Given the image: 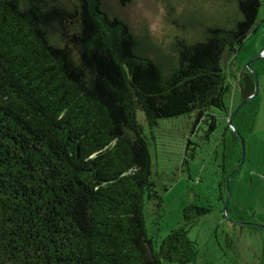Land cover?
Returning a JSON list of instances; mask_svg holds the SVG:
<instances>
[{
	"label": "trees",
	"instance_id": "1",
	"mask_svg": "<svg viewBox=\"0 0 264 264\" xmlns=\"http://www.w3.org/2000/svg\"><path fill=\"white\" fill-rule=\"evenodd\" d=\"M247 3L254 8L235 27L164 48L107 0H0V264L197 260L189 228L211 205H187L183 225L161 241L149 235L146 201L163 198L138 113L152 139L160 121L192 114L215 129L230 90L224 61L255 31L264 0H239L244 12ZM253 67L260 74L264 58ZM249 74L242 99L255 89ZM259 108L256 95L233 120L245 139ZM228 129L222 200L242 161L229 120ZM241 211L230 201L233 218Z\"/></svg>",
	"mask_w": 264,
	"mask_h": 264
},
{
	"label": "rangeland",
	"instance_id": "2",
	"mask_svg": "<svg viewBox=\"0 0 264 264\" xmlns=\"http://www.w3.org/2000/svg\"><path fill=\"white\" fill-rule=\"evenodd\" d=\"M107 5L123 15L138 32L149 30L154 41L164 48L176 37L194 43L202 40L209 28L235 27L254 8L247 3L244 12L239 0H107ZM254 27L255 31L237 52L224 61L230 86L225 97L227 110H216L213 131L208 123H196L197 115L192 114L160 121L152 139L143 112L138 113L139 122L150 138L153 179L163 198L162 206L156 200L146 201L149 235L161 241L172 229L182 226L184 208L189 204L212 206L211 212L199 217L189 228L188 236L199 250L192 264H261L264 255V229L240 225L227 218L223 212L227 189L225 192L223 187V200L219 189L223 165L226 167L225 140L230 136L226 113L234 112L243 101L242 78L248 72L254 77L245 68L264 51V5L258 10ZM248 76L250 84L252 76ZM258 81L260 108L254 130L246 135L245 159L231 179L230 201L242 210L243 217L236 215L234 220L264 225V70L258 74Z\"/></svg>",
	"mask_w": 264,
	"mask_h": 264
},
{
	"label": "water",
	"instance_id": "3",
	"mask_svg": "<svg viewBox=\"0 0 264 264\" xmlns=\"http://www.w3.org/2000/svg\"><path fill=\"white\" fill-rule=\"evenodd\" d=\"M264 57V51L258 55L255 59H253L252 61H250L247 65V68L249 71L254 73V77H255V89L253 91V93L251 95H249L248 97L244 98L243 101L241 102V104L238 106V108L233 112V114L231 115L230 119H229V123L230 126L232 127L233 131L236 133V135L239 137L240 139V144H241V148H242V161L240 162V164L229 174V176L227 177V181H226V189H227V197L224 201V207H223V212L225 214V216L227 218H229L230 220H233L235 222H237L240 225H244V226H249V227H256V228H262L264 229V225L258 224V223H253V222H238L234 219H232L228 214H227V208L230 202V197H231V189H230V181L233 178V176H235L238 171L241 168V165L245 159V151H246V143H245V138L244 136L241 134V132L235 127L233 120L236 117V115L238 114V112L256 95H258V89H259V81H258V72L256 71V69L253 67V63L261 60Z\"/></svg>",
	"mask_w": 264,
	"mask_h": 264
},
{
	"label": "flooded vegetation",
	"instance_id": "4",
	"mask_svg": "<svg viewBox=\"0 0 264 264\" xmlns=\"http://www.w3.org/2000/svg\"><path fill=\"white\" fill-rule=\"evenodd\" d=\"M226 167L223 165V171H224V169H225ZM234 177V176H233ZM231 189V188H230ZM231 198V197H230ZM225 201V200H224ZM229 204H230V202H229ZM227 214L233 219V217L231 216V214H230V212H229V205H228V208H227ZM235 219H237V218H235ZM238 222H242V221H238ZM246 222V221H245ZM261 264H264V255L262 256V258H261Z\"/></svg>",
	"mask_w": 264,
	"mask_h": 264
},
{
	"label": "crops",
	"instance_id": "5",
	"mask_svg": "<svg viewBox=\"0 0 264 264\" xmlns=\"http://www.w3.org/2000/svg\"><path fill=\"white\" fill-rule=\"evenodd\" d=\"M229 118H230V117H229V115H228L227 121L229 120Z\"/></svg>",
	"mask_w": 264,
	"mask_h": 264
}]
</instances>
